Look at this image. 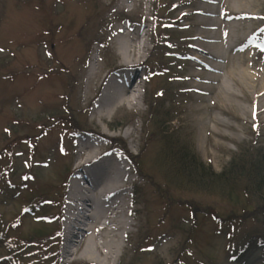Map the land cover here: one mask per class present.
I'll return each mask as SVG.
<instances>
[{"label": "rangeland", "instance_id": "rangeland-1", "mask_svg": "<svg viewBox=\"0 0 264 264\" xmlns=\"http://www.w3.org/2000/svg\"><path fill=\"white\" fill-rule=\"evenodd\" d=\"M165 1L175 5L183 0ZM185 1L189 3L184 7L174 8L179 9L178 13L174 9L169 11L171 17L181 15L180 10L191 12L189 5L195 0ZM222 2L227 4L229 0ZM155 3L156 0L135 2L137 10L133 18H141L136 27L131 21H123L119 0H0V264H31L34 259H37L34 264L55 263L59 237L47 253L42 249L37 252L34 246L10 250V243L15 236L36 231L44 236L43 233L59 228L60 217L51 218L46 225L40 216L46 212L57 216L64 212L77 140L88 135L109 144L110 138L119 137L132 152L140 153L141 169L147 178L138 176L130 164L134 171L131 178L137 184H130L129 201L135 200V205L143 209V223L135 228V238L128 243L135 246L132 252L135 257L140 254L136 250L141 246L139 252H143V247L159 248L163 252L161 264H264V246L254 240L262 233L257 232L264 216L261 223L251 220L241 228H234L232 219H223L219 225L209 212L212 209L222 218H231L233 213L240 216L250 203H259L264 195L251 190V182L247 188L245 177L233 185L231 181L207 185L201 179L195 186L202 188L180 186L174 178L176 169L170 171L164 168L165 159L158 160L162 144L156 137L155 126L150 128L147 124V95L157 82H167V92L158 96V107L171 114L162 115L165 118L157 121L160 131L173 138L187 135L202 162L222 173L233 157L238 160L245 149H250L249 145L264 151V113L255 112L252 88L233 85L236 97L207 94L204 104L196 102L201 94L188 89L196 82L183 80V72L193 66V61L182 57L187 33L182 28L170 29L172 38L166 43L170 57L155 60L158 65L157 61L162 60L166 70L151 71L143 65L150 52L141 55L139 70L146 74V90L143 87L140 90L141 103L138 101L130 109L120 108L105 119L97 115L106 82L120 75L114 74V66H120L122 61L113 42L118 22L122 26L131 25L142 34L146 31V39L151 43L148 48L152 49L153 29L157 26ZM256 8L260 17L253 23L262 27L264 0ZM97 12L99 17H95ZM184 23L185 20L180 24ZM142 38L145 40V36ZM95 40L102 46L94 44ZM257 41L262 48L245 52L251 57L253 67L264 64V31ZM94 65L97 74L91 79ZM247 67L249 75L254 77V69L249 63ZM201 107L204 109L197 112ZM71 112L75 122L85 126L83 130L71 129L68 122L59 120ZM169 117L173 119L166 123ZM129 130L133 134L127 136ZM24 135L34 140L15 141ZM5 139L13 143V160L2 154L9 145ZM39 184L45 187L38 188ZM32 191L43 194L49 201L25 209L24 199ZM193 209L197 221L191 216ZM20 215L21 222L11 225ZM146 253L152 258V253ZM11 254L12 258H5ZM132 254L123 258L124 264L131 260L133 264ZM151 263L156 264V260Z\"/></svg>", "mask_w": 264, "mask_h": 264}, {"label": "bare ground", "instance_id": "bare-ground-1", "mask_svg": "<svg viewBox=\"0 0 264 264\" xmlns=\"http://www.w3.org/2000/svg\"><path fill=\"white\" fill-rule=\"evenodd\" d=\"M261 1L229 0L224 4L222 0H195L191 12L180 15V19L186 20L185 27L179 22L175 27L187 33L182 57L193 61L190 70L183 72V80L196 82L188 86L201 94L196 102L204 104L207 94L236 97L233 85H238L253 89L255 112L264 113V64L253 67L251 57L245 53L247 49L262 48L256 35L262 27L253 23L260 17L256 7ZM128 29L129 33H120L115 42L122 61L120 66H114V74L120 75L109 79L100 95L97 115L101 119L120 108L138 105L140 89L146 90V74L139 70L146 41L141 40L142 31ZM247 62L254 69V77L248 73ZM96 74L94 65L91 79ZM132 134V130L126 133ZM79 138L81 149L77 144V154L70 167L72 185L59 224L61 264H71L73 257L84 264H124L123 258L135 250L128 243L135 238V228L143 223V209L135 205V200L129 201L130 184H137L131 178L134 174L131 162L120 149L106 150L109 144L106 140L102 142L92 135ZM42 187L45 185L39 184L38 188ZM139 249L137 257L132 254L133 264H152V260L161 264L163 252L159 248L143 247V252ZM146 252L152 253V258Z\"/></svg>", "mask_w": 264, "mask_h": 264}, {"label": "trees", "instance_id": "trees-1", "mask_svg": "<svg viewBox=\"0 0 264 264\" xmlns=\"http://www.w3.org/2000/svg\"><path fill=\"white\" fill-rule=\"evenodd\" d=\"M96 1L97 0H94V2ZM164 6H166L165 3L158 2L157 11L159 9L161 10ZM93 7L95 6L93 5ZM157 18L161 22L164 21L167 18V16H161L160 14H158ZM89 19L88 21H90ZM159 33L163 36V38L166 36L162 30ZM161 51H162L161 49L154 50V54H152L151 57L152 60H150L149 62L150 64L153 65L152 68H156V65H158L155 62L156 58L157 59L160 58L162 60L164 58L166 59L168 58L167 54ZM157 62L161 65L162 68H165V64H163L161 60H158ZM165 83L167 82L164 81L157 82L155 87L151 89V91L149 92V97H148L149 117H147V124L148 126H150V128L155 126L156 137L162 144V149H161L162 153L161 152L159 153L158 160L160 159L166 160L167 165H165L164 168L170 171H175L176 169V174L174 178H176L179 185L183 187L195 186L198 185L196 181L201 179L203 181L202 183L203 184L205 183L207 185H212L217 181H223L225 183L231 181V184L233 185L234 182L237 183L243 177H245L247 181L246 184L247 188H248V182H251V190L259 194V196L264 195V151L261 149L254 148V144L249 145L250 149L249 150L245 149V151H243V155L240 156L238 160L236 156L233 157L230 165L227 166L222 173H217L212 165L207 166L202 162V159H200V156L193 147V144L190 142L191 138H187V135H184L181 138L180 137L173 138L170 135L166 134V131L165 132L160 131V126L157 124V121L160 118H165V116L161 117L162 115L169 116V114H171V112L169 113V111L164 112L159 110L161 109L162 106L159 105L160 108L158 107V103L160 101V98H158V96L161 95L160 97H162L164 91L166 93ZM171 119L173 118L169 117L166 123ZM60 121L68 122L69 125L71 126L70 128L71 129L73 128L74 130L77 129L83 130L84 128L82 127H85L82 124L76 123L74 116H69V117L61 116ZM22 139H25L27 141L34 140L31 136L24 135L15 138V141ZM5 140L8 142L6 144L9 145L5 147V149L2 151V154L8 155V157L11 160H13V143H11V140L8 139ZM241 150L244 149L241 148ZM130 157L137 171L143 177L147 178V175H145L143 173V170L141 169L139 156L130 154ZM8 170L6 169L4 173L7 174ZM195 187L202 188L199 186H195ZM45 199L46 197L43 194L34 192L31 196H29V198L24 199V202L27 205L25 209L27 208L30 209L31 206H34V208H36L40 204L44 203ZM249 200H252V197H250ZM259 201L260 202L256 204L250 203L249 207L248 208L246 207V209L244 210V215L241 218L245 220H248L247 218L249 219L255 218L254 220H258L260 219V217L264 216V197H262ZM49 218H50L49 213L43 214L40 217V219L45 222H49L50 220ZM21 220H22V215L17 217V219H15L14 222L12 221L11 225H17L21 222ZM56 234L57 233L55 232L44 237L42 236V232L36 231L26 236H19V237L15 236V238L12 240V243H10V250H14L15 247H23V249H25L28 246H34L36 249L43 247V251L47 253L51 245L49 244L46 245L45 243L54 240ZM58 255L59 254L54 255V257H56L57 260H59ZM48 256L49 254L46 255V258Z\"/></svg>", "mask_w": 264, "mask_h": 264}, {"label": "snow or ice", "instance_id": "snow-or-ice-1", "mask_svg": "<svg viewBox=\"0 0 264 264\" xmlns=\"http://www.w3.org/2000/svg\"><path fill=\"white\" fill-rule=\"evenodd\" d=\"M262 31H264V30H262ZM254 118H255V113H254Z\"/></svg>", "mask_w": 264, "mask_h": 264}]
</instances>
